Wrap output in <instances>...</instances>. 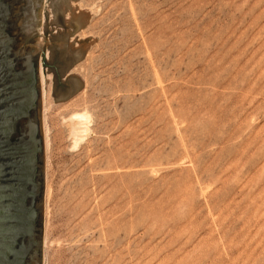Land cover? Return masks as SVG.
<instances>
[{"label":"rangeland","instance_id":"374dc122","mask_svg":"<svg viewBox=\"0 0 264 264\" xmlns=\"http://www.w3.org/2000/svg\"><path fill=\"white\" fill-rule=\"evenodd\" d=\"M40 27V264H264V0H42Z\"/></svg>","mask_w":264,"mask_h":264},{"label":"water","instance_id":"95a60500","mask_svg":"<svg viewBox=\"0 0 264 264\" xmlns=\"http://www.w3.org/2000/svg\"><path fill=\"white\" fill-rule=\"evenodd\" d=\"M42 0H0V264H40Z\"/></svg>","mask_w":264,"mask_h":264},{"label":"bare ground","instance_id":"6f19581e","mask_svg":"<svg viewBox=\"0 0 264 264\" xmlns=\"http://www.w3.org/2000/svg\"><path fill=\"white\" fill-rule=\"evenodd\" d=\"M41 29V27L40 28H38V30H40ZM40 72V71H39ZM40 75V74H39ZM77 118V117H76ZM83 119V118H82ZM77 120H80V118L79 119H77ZM77 120H76V125L74 126V139L75 140H77V139H80V137H82L83 136V132H85V128H86V125L85 124H82V123H85V121L84 122H80L79 121V123L77 122ZM74 123V122H73ZM85 127V128H84Z\"/></svg>","mask_w":264,"mask_h":264}]
</instances>
